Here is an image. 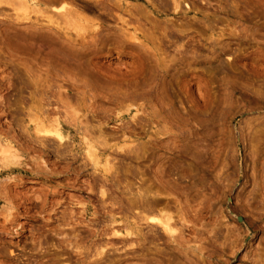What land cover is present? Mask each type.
Listing matches in <instances>:
<instances>
[{
    "label": "rangeland",
    "instance_id": "rangeland-1",
    "mask_svg": "<svg viewBox=\"0 0 264 264\" xmlns=\"http://www.w3.org/2000/svg\"><path fill=\"white\" fill-rule=\"evenodd\" d=\"M13 1L0 264H264V0Z\"/></svg>",
    "mask_w": 264,
    "mask_h": 264
},
{
    "label": "bare ground",
    "instance_id": "bare-ground-1",
    "mask_svg": "<svg viewBox=\"0 0 264 264\" xmlns=\"http://www.w3.org/2000/svg\"><path fill=\"white\" fill-rule=\"evenodd\" d=\"M27 0H14V4L20 9L21 11L24 12V10L27 9ZM33 1V0H30ZM65 2V1H64ZM64 5H61L60 7H56L55 10L57 12H62L65 11ZM62 9V10H61ZM68 11V10H67ZM66 11V12H67ZM65 12V13H66ZM26 13V12H25ZM50 13V12H49ZM68 13V12H67ZM66 13V14H67ZM62 14V13H61ZM57 15V13H56ZM64 15V14H63ZM68 15V14H67ZM55 17V16H54ZM59 19V17H58ZM61 19V18H60ZM49 110V109H48ZM93 110V109H92ZM54 121L51 122H44V121H38V122H30L31 126L30 128L32 129V132L34 135L40 137L41 139L44 140H52L54 143H59L61 144L64 141V136H63V126L62 123L58 118H54ZM63 122V121H62ZM48 133H51V135H48ZM87 134V133H86ZM49 140V141H50ZM84 151L86 152V156L89 158L90 161L93 162L92 165L95 166L97 162H95V159H93V147L91 144L88 142L84 145ZM0 159L3 162H6L8 165L12 164L14 161H16V154L13 152L11 147H5L0 145ZM101 192V191H100ZM104 191L102 190V196H103ZM150 223H155L163 228L165 232H170L171 229L166 221H162L161 219L157 218H150L149 219ZM52 232V231H51ZM54 233V232H53ZM59 235V234H58ZM41 236V235H40ZM65 241V240H64ZM40 243V242H39ZM37 244V243H36ZM39 245V244H38ZM35 248V245L32 246ZM39 249V247H38ZM41 249V248H40ZM34 251V249H33ZM36 252V251H35ZM43 253V252H41ZM43 260V259H42ZM36 261V260H35ZM39 261V260H38ZM53 262V261H52ZM34 263V262H33ZM39 263V262H38ZM41 264V263H40Z\"/></svg>",
    "mask_w": 264,
    "mask_h": 264
},
{
    "label": "snow or ice",
    "instance_id": "snow-or-ice-1",
    "mask_svg": "<svg viewBox=\"0 0 264 264\" xmlns=\"http://www.w3.org/2000/svg\"><path fill=\"white\" fill-rule=\"evenodd\" d=\"M62 10V9H61ZM48 135H51V133H48Z\"/></svg>",
    "mask_w": 264,
    "mask_h": 264
}]
</instances>
